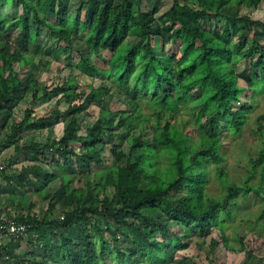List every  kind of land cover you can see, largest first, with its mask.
I'll list each match as a JSON object with an SVG mask.
<instances>
[{
  "label": "trees",
  "instance_id": "16d2710c",
  "mask_svg": "<svg viewBox=\"0 0 264 264\" xmlns=\"http://www.w3.org/2000/svg\"><path fill=\"white\" fill-rule=\"evenodd\" d=\"M144 1L86 0L71 15L65 0H0V148L13 147L27 157L18 172H0L48 202L43 217L31 212L16 217L32 224L35 249L10 252L14 264H168L173 251L189 248L195 237L202 238L201 246L210 237L207 254L216 256L221 245L229 247L226 223L236 199L264 192V178L252 182L264 166V145L244 182L231 183L221 198L207 192L208 165L225 160L222 124L239 135L253 109L247 100L237 106L246 91L239 83L240 61L252 96L264 92V20L242 13V6L258 7L264 0H171L162 12V0L152 9L144 8ZM7 4L15 11L5 14ZM11 30L19 31V42ZM44 34L47 41L66 43L67 54L72 38L82 37L101 63L81 54L76 68L103 82L86 91L75 76L51 86L37 87L33 73L24 81L21 70L33 63ZM130 37L135 40L128 42ZM113 88L133 92L132 109L117 120L105 104ZM27 93L34 104L57 99L67 106L43 116L28 108L14 118L13 106ZM92 103L99 107L98 117L82 135L78 114ZM143 103L153 109L154 121L144 114ZM184 107L192 111L198 139L171 122ZM54 119L64 124L60 138L24 142L27 132L42 131ZM263 119L264 113L258 117L264 143ZM124 132L129 154L119 147ZM108 141L114 142L117 165L97 173L96 182L83 180L84 170L105 161ZM218 173L226 179L223 170ZM59 178L62 188L47 193L48 184ZM60 204L63 210L56 215ZM259 219L264 225V207ZM245 237L239 235L242 250Z\"/></svg>",
  "mask_w": 264,
  "mask_h": 264
},
{
  "label": "rangeland",
  "instance_id": "374dc122",
  "mask_svg": "<svg viewBox=\"0 0 264 264\" xmlns=\"http://www.w3.org/2000/svg\"><path fill=\"white\" fill-rule=\"evenodd\" d=\"M136 2L138 0H135ZM171 0H162L161 12L168 9L171 5ZM69 11L76 15V5L78 0H69ZM155 0H145L143 7L146 9L154 8ZM15 9L8 7L5 9L6 13H12ZM242 13L250 15L254 19L264 20V2H261L258 7L247 8L242 6ZM45 30V34H48V30ZM13 39L18 41V30H11ZM41 38L42 41L39 52L33 53V63L26 65L21 70V77L24 81L28 74H35L37 79L36 86H43L45 84L51 86L52 84L62 82L68 76H75L77 81L81 84V89L88 90V85L95 84L96 86L103 82V78H93L82 73L76 68L81 54H90L97 63H101L99 59L90 52V48L85 43V40L80 36H74L72 38V50L67 54L63 50V46L67 45L64 42H55L52 40H46V35ZM162 38H167V33H162ZM135 38L130 37L128 42H133ZM4 41L0 42L2 46ZM161 43V39L158 40ZM170 46H167L169 49ZM103 54L110 57L111 53L107 50H103ZM70 56V59L67 56ZM16 69L19 70V65H16ZM245 61H240L237 65V72L239 74L240 85L246 87V91L242 96V100L237 104L238 107L243 105L244 101H250L253 104V109L250 112L249 122L245 125L243 131L239 135H233L229 130L224 128L222 124V141L221 153L224 155L225 160L216 165L210 163L207 167L209 172V181L207 184V192L209 195L215 198H221L226 193L227 187L231 183H242L252 173L251 161L256 159L260 155V151L264 145L262 136L259 132V120L258 117L264 113V92L255 94L252 96L253 91L249 89L251 82L248 76L244 74ZM130 99H133V92L131 89L120 91L113 88V92L108 96L106 106L112 112V117L118 119L123 110H131L132 107L129 104ZM67 104L64 101H57V99L49 102L34 104L32 96L27 93L25 97L13 106L14 118L20 119L23 117L25 110L33 108L36 116L49 115L53 108L65 109ZM195 111L198 107L194 108ZM143 112L146 115L152 116L153 121L155 116L152 115L153 109L147 104L143 103ZM99 107L92 103L88 107L87 111L78 114L79 123L81 125L80 133L86 134L87 129L92 126L98 117ZM3 116L1 117V120ZM171 122L176 123L179 128H183L185 133L193 135L195 139H198V128L195 123L192 111L189 108L184 107L180 114L176 117V120ZM261 124L264 131V119L261 120ZM206 127H208L206 125ZM64 124L60 119H54L48 123V127L38 132H27L25 134L24 142L30 144L32 140H38L42 143L50 142L55 138H60L63 134ZM125 133V132H124ZM122 134V133H121ZM127 134H122L125 137ZM126 138V137H125ZM122 138L119 142V147L123 148L126 154H129L130 147L128 141ZM114 142L108 141V147L104 151L105 161L102 164H93L92 171L87 172L84 170L82 173L83 180L87 178L93 182L97 181V173L103 171L108 166H115L117 162L111 151V146ZM81 144H77L78 149L85 151L86 149ZM80 147V148H79ZM11 148V149H10ZM10 150L6 151L4 156H7L6 160L17 157L18 162L26 163L27 157L24 153H16L13 151V147H9ZM11 156V157H10ZM19 164V163H18ZM165 168V162L163 163ZM223 170L227 175L226 179L222 180L218 176V171ZM87 172V173H86ZM78 176H81L76 171ZM264 178V166L258 168L255 173L254 180L255 185L259 184ZM79 181V179L77 180ZM76 182V181H75ZM63 184V178H59L52 183H49L46 190L47 193H54L61 189ZM79 184V183H78ZM112 191V188L109 189ZM180 195H176L178 199ZM35 210L37 214H45L48 208V202L42 198L41 195H35ZM55 214H60L63 210V205H59ZM264 207V192L257 195L255 192L250 193L247 197L239 196L235 203L232 205V212L234 214L226 223V232L229 240V247L226 248L221 245L217 255L207 254L208 244L210 237L206 238V244L200 245L202 238L195 237L191 240L190 246L184 250H174L172 258L168 264H264V225L259 219V215ZM241 233L246 234L245 244L247 248L241 249V243L239 235ZM30 238V233L28 234ZM121 241L124 245H132L131 242L126 241L121 237ZM40 254V253H39Z\"/></svg>",
  "mask_w": 264,
  "mask_h": 264
},
{
  "label": "crops",
  "instance_id": "0c3cea01",
  "mask_svg": "<svg viewBox=\"0 0 264 264\" xmlns=\"http://www.w3.org/2000/svg\"><path fill=\"white\" fill-rule=\"evenodd\" d=\"M76 1V0H73ZM86 0H78L76 8H78L81 3ZM68 4L69 8L70 3L69 0H65ZM8 7L13 8L14 6L11 4L5 5L3 12ZM71 15H75L70 11ZM11 149V148H10ZM9 147H1L0 148V171L5 170L7 175L13 174V172H18L20 168L25 164L18 162L16 160L17 157L6 160L7 156H4L6 151L10 150ZM14 151V150H13ZM11 157V156H10ZM19 163V164H18ZM35 193H28L22 185H17L14 183H9L6 181L0 172V208L3 212L20 216L22 214L27 215L29 212L37 214L35 210ZM32 204L33 209L31 210ZM39 217H43L41 214H37ZM31 238V237H30ZM28 236L22 239H11L7 238L4 241L0 240V253H1V264H14V259L10 256V252H14L18 255H23L29 250H34V246L32 241Z\"/></svg>",
  "mask_w": 264,
  "mask_h": 264
},
{
  "label": "built area",
  "instance_id": "2783aa9c",
  "mask_svg": "<svg viewBox=\"0 0 264 264\" xmlns=\"http://www.w3.org/2000/svg\"><path fill=\"white\" fill-rule=\"evenodd\" d=\"M32 224L20 221L14 215H9L0 208V240L7 238L22 239L26 238L30 232ZM1 264V258H0Z\"/></svg>",
  "mask_w": 264,
  "mask_h": 264
}]
</instances>
